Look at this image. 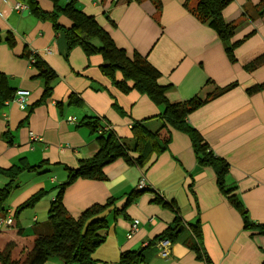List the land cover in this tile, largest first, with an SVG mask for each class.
I'll return each mask as SVG.
<instances>
[{
    "label": "crops",
    "instance_id": "crops-1",
    "mask_svg": "<svg viewBox=\"0 0 264 264\" xmlns=\"http://www.w3.org/2000/svg\"><path fill=\"white\" fill-rule=\"evenodd\" d=\"M34 1L46 17L35 16L27 0H0V72L12 88L30 92L25 110L13 102L0 105V168L21 162L39 167L14 180L6 213L16 215L17 208L39 191L47 195L20 212L14 227L0 234V250L13 242V258H24L32 249L34 229L47 221L57 188L67 180L66 168L78 167L80 160L99 150V134L87 125L98 121L101 126H112L117 137L134 146L129 152L132 158L142 151L145 155L143 167L118 159L105 167L103 180L80 179L64 193V205L75 218L94 204L115 200L114 207L104 213L109 221L106 240L93 254L98 264H118L126 251H141L140 264H207L206 256L209 264H264V232L244 227L240 213L219 191L214 169L198 163L189 136L171 128V141L159 153L157 140L164 145L167 136L161 128L163 107L136 90L121 92L102 73L101 54L87 56L80 47L68 48L63 30L72 26L71 20L59 14L60 29L55 28L53 2ZM161 1L160 11L151 0L76 3L129 56L137 52L147 58L160 72L159 84L169 87L171 103L236 84L192 112L187 122L228 162L226 183L237 187L251 221L264 224V88L248 92L264 84V65L254 71L244 68L264 54V20L251 16L262 0H232L223 11L225 21L234 24L233 41H242L234 63L215 31L185 8L186 0ZM18 2L28 8L16 10ZM244 11L251 17L246 19ZM29 50L59 76L46 103L37 104L44 84L37 78V69L22 56ZM116 77L123 78L120 72ZM142 179L148 188L139 192ZM8 183L0 174V187ZM132 194L135 201L127 205ZM177 218L179 227L172 242L166 248L158 245L156 238L174 227ZM135 220L140 222L138 230L128 237ZM194 228L200 231L201 242ZM197 242L199 253L192 246ZM163 251L169 253L167 257ZM44 264L63 263L49 260Z\"/></svg>",
    "mask_w": 264,
    "mask_h": 264
},
{
    "label": "trees",
    "instance_id": "trees-1",
    "mask_svg": "<svg viewBox=\"0 0 264 264\" xmlns=\"http://www.w3.org/2000/svg\"><path fill=\"white\" fill-rule=\"evenodd\" d=\"M27 1L31 12L35 16L39 18L46 17V14L34 0ZM51 1L55 7L52 15L55 28L60 29V25L57 22L59 14L66 16L72 22V26L69 29L63 30L69 49L80 47L87 56L101 54L104 59L103 64L100 66L102 73L121 92L129 93L136 90L147 96L156 105L163 107V125L161 128L167 131V136L164 145L160 140H157L158 143L160 142L159 144L163 145H160L159 153L165 151L171 141V128L187 134L191 140L198 163L201 166H210L214 169L219 191L227 202L240 213L244 227L249 230L264 232V224H256L251 221L247 209L236 193L237 187L226 183V176L229 172L228 162L217 156L205 142L201 133L187 122V117L192 112L208 100L232 89L236 84L223 88L218 87L212 93H204L203 97L196 96L187 101L171 103L167 98L169 87L159 84L160 72L145 56L136 52L131 57L126 50L119 48L111 35L98 24L96 19L82 11L76 0H70L64 5H62L63 0ZM151 2L157 11L162 9L161 0H151ZM231 2L232 0H186L184 6L197 20L215 31L223 43L229 60L234 63L237 61L235 50L242 41H233L235 28L227 23L223 17V11ZM255 11L257 15L264 18V0L255 6ZM1 41L2 35L0 31V44ZM8 41L11 46L14 44L12 38H9ZM97 43H99V46L96 45ZM22 56L29 61L31 66L37 69V78L41 79L44 84L43 96L37 104L46 103L52 98L54 84L59 79L57 72L39 54L31 50L26 51ZM262 65H264V54L251 63L246 64L244 68L246 71H254ZM119 72L123 76L121 80L116 77ZM263 88L264 84H261L248 89V92L253 94ZM16 91L10 86L8 77L0 72V105H4L6 101L11 100ZM74 99L75 95L71 94L70 100L73 101ZM117 110L123 112L119 106H117ZM89 120H92V117H89ZM87 125H90L93 131L99 134L97 137L99 150L94 156L80 160L78 167L66 168L68 172L67 180L57 188V195L50 204L47 221L34 229L36 239L32 249L23 254L26 256L24 258H13L12 253L15 246L11 242L0 250V264H44L49 260H59L63 264H98L93 258V254L106 240L105 232L108 229L109 221L104 216V213L114 207L115 200L109 199L104 204H94L84 210L79 217L75 218L69 214L64 205V193L77 180H103L105 167L118 159H124L129 163H136L143 167L145 155L142 151L139 157L132 158L129 154L130 151L135 149L132 144L117 137L113 131L101 132L100 130L104 126L99 125L98 121L94 123L89 121ZM36 169H39V167L26 165L24 162L7 169L0 168V174L9 179L7 185L0 187V217L6 213V203L12 192L14 180L23 172ZM147 188L138 189V191L143 192ZM46 195L45 191H39L33 195L17 208L15 217L23 210L36 205ZM133 197V194L129 197L127 205L135 201ZM159 202H162L164 206L168 204L164 201ZM120 211L125 213L126 208ZM115 212L118 213L119 211L116 210ZM179 222L177 218L175 226L170 227L165 233L157 237L156 241L167 239L172 242V239L176 236L175 231L179 227ZM193 233L198 241L201 242L200 231L194 228ZM199 242L192 244L194 250L198 253L197 244ZM205 259L207 264H209L207 256ZM141 262V251H126L121 254L118 264H140Z\"/></svg>",
    "mask_w": 264,
    "mask_h": 264
},
{
    "label": "built area",
    "instance_id": "built-area-1",
    "mask_svg": "<svg viewBox=\"0 0 264 264\" xmlns=\"http://www.w3.org/2000/svg\"><path fill=\"white\" fill-rule=\"evenodd\" d=\"M14 8L16 10H25L28 8V6H26V4L18 2L15 4ZM48 52H50V50H48ZM29 97H30V92L28 90H23V89H19L16 91L14 97L11 100H8L5 102V105H9L10 103H16L20 106L21 109L25 110L27 109L28 106V101H29ZM76 119L75 118H70L69 121L74 122ZM101 132H107V131H113V127L110 125H104V128H102L100 130ZM148 185L146 184V181L144 179L141 180L138 188L139 189H143V188H147ZM14 221H15V214L13 212H7L5 215L0 217V234L8 231L10 229H12L14 227ZM139 221L135 220L131 226V229L129 231L128 237H131L133 234H135V232L138 230V226H139ZM158 245L166 248L169 246L170 241L165 239V240H161L157 242ZM168 252L167 251H163L162 256L163 257H167L168 256Z\"/></svg>",
    "mask_w": 264,
    "mask_h": 264
},
{
    "label": "rangeland",
    "instance_id": "rangeland-1",
    "mask_svg": "<svg viewBox=\"0 0 264 264\" xmlns=\"http://www.w3.org/2000/svg\"><path fill=\"white\" fill-rule=\"evenodd\" d=\"M192 3L194 4V2H192ZM243 15H244V17H245L246 19H248L249 17L252 16V18H254V17H255V18L258 17L259 19L264 20V18L260 17V16L257 15V13H255V12H253L251 16H250V15L247 16L246 13H245V11H244V14H243ZM237 24H238V23H237ZM233 25H234V24H233ZM233 25H232V26H233ZM254 60H255V59H254ZM252 61H253V60H252ZM252 61H251V62H252ZM251 62H249V63H251ZM160 142H161V140H160Z\"/></svg>",
    "mask_w": 264,
    "mask_h": 264
},
{
    "label": "water",
    "instance_id": "water-1",
    "mask_svg": "<svg viewBox=\"0 0 264 264\" xmlns=\"http://www.w3.org/2000/svg\"><path fill=\"white\" fill-rule=\"evenodd\" d=\"M86 111L89 113V110L88 109H86Z\"/></svg>",
    "mask_w": 264,
    "mask_h": 264
}]
</instances>
